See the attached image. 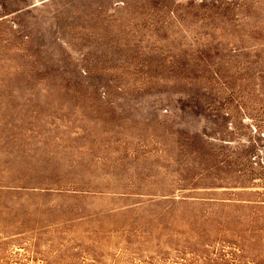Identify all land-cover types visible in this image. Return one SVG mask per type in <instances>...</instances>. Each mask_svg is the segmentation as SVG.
Segmentation results:
<instances>
[{
    "label": "rangeland",
    "instance_id": "rangeland-1",
    "mask_svg": "<svg viewBox=\"0 0 264 264\" xmlns=\"http://www.w3.org/2000/svg\"><path fill=\"white\" fill-rule=\"evenodd\" d=\"M0 264H264V0H0Z\"/></svg>",
    "mask_w": 264,
    "mask_h": 264
}]
</instances>
